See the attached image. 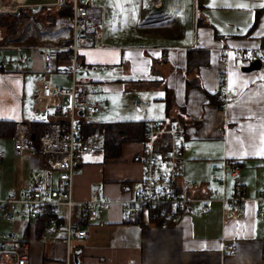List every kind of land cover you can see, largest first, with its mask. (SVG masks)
<instances>
[{"label":"crops","instance_id":"crops-1","mask_svg":"<svg viewBox=\"0 0 264 264\" xmlns=\"http://www.w3.org/2000/svg\"><path fill=\"white\" fill-rule=\"evenodd\" d=\"M124 1L120 8L125 20L116 25L114 37L103 31L106 46L77 53V92L86 98L114 90L135 93L139 100L131 101L141 116L138 120L94 121L86 118L91 115L78 111L80 139L93 136L95 141L75 164L72 223L84 225L79 204L88 202L94 193L98 200L109 203L98 206L96 221L84 225L86 237L73 240L70 264H75L74 256L77 264H264V220L254 219L255 209H264V67L247 70L249 63H225L223 58L225 48L264 49V0ZM53 2L29 4L57 6ZM158 2L160 6L154 8ZM241 4L246 7H239ZM66 19L58 21L70 28ZM16 45L26 49L43 46ZM26 49L25 54L32 61L21 72H15L9 64L0 68V120L24 124L64 120L57 115L55 106L37 100L40 51ZM62 50L68 49L59 51ZM69 59L53 61L51 74L54 70L66 73L64 67ZM95 65L101 66V71L84 72ZM222 72L227 73L228 87L234 90L225 109L216 101L222 88ZM93 74H98V80L90 78ZM90 82H96L99 88L90 89ZM63 97L68 96L58 99L61 107ZM140 99H146L144 110ZM150 101L158 106L156 112L147 111ZM100 103L99 113L104 111V103ZM149 118H157L161 127L178 125L183 133L184 178L194 180L201 188L215 186L210 181L215 173L213 164L223 157L238 160V183L245 198L242 208L223 215L220 205L213 202L206 214L190 211L169 226L147 225L142 220L143 226L127 222L135 213L124 210L120 202L132 198L139 187L143 126ZM82 124L91 126L92 132L86 134ZM13 138L14 133L0 137V198L39 181L61 188L56 173H47L45 156L13 154ZM107 140L121 141L118 156L104 157L101 149ZM233 184L228 177V195ZM13 228L11 233L24 230L27 239L39 240L46 234L54 239L59 235L65 258L61 230L54 234L46 230L41 238H36L27 232L24 222ZM228 243H235L236 251L223 256L220 247ZM30 248L29 243L28 264H43L44 252H40L39 260L32 256Z\"/></svg>","mask_w":264,"mask_h":264},{"label":"built area","instance_id":"built-area-1","mask_svg":"<svg viewBox=\"0 0 264 264\" xmlns=\"http://www.w3.org/2000/svg\"><path fill=\"white\" fill-rule=\"evenodd\" d=\"M69 1L71 44L64 47L71 52L70 61L64 67L71 81L68 91H62L51 81V63L57 59L58 51L63 48L46 45L27 47L28 50L40 51L41 76L37 85V100L46 106H55V111L60 116L63 111L57 101L62 95H67L70 106L67 113H64L66 123L61 124L59 120L51 122L49 128L39 135L37 145L31 142L27 125L16 123L13 138V154L21 156L39 153L45 156L48 170L56 173L62 187L53 188L46 182L39 181L25 188L14 189L5 198H0V223L15 225L24 222L28 233L35 234V220L40 215L46 216L50 213L51 217L54 215L63 218L60 228L50 218L47 231L49 234H54L58 230L64 233L65 264H70V246L73 240L86 237L84 225L96 221L98 206L109 203L106 200H98L97 193H94L88 202L79 204L80 219L84 225L72 223L74 202L71 198V189L76 171L75 164L93 147L95 141L93 136L84 141L80 139L78 111L94 115L101 110L100 102L92 101L77 92L80 84L77 80L76 55L85 49H102L106 43L103 40L102 24L104 7L93 5L89 0L85 4L79 0ZM20 2L15 6V11L24 0ZM60 2L61 0H54L52 5H58ZM3 3L5 0H0V4ZM33 6L29 5L32 9ZM38 6L40 8L42 4ZM153 6L158 8L160 3ZM25 49L16 44L0 45V64H9L15 72H21L32 61L31 56L25 54ZM223 53L225 63L229 60L235 63H251L257 59L260 66L264 67V49L225 48ZM89 71L99 72L101 66L95 65L84 72ZM220 81L222 88L216 96V101L225 109L227 102L234 95V90L228 87L226 72L220 74ZM87 86L92 90L99 88L96 82H90ZM144 129L141 152L142 177L135 195L120 202L124 210L139 214L147 225L169 226L182 214L190 211L206 214L213 202L220 205L223 215L237 212L242 208L245 198L238 183L241 172L238 160L223 157L218 164H213L212 169L215 173L212 174L210 181L215 186L210 189L201 188L194 180L184 178L181 151L183 133L178 125L161 127L158 121L147 120ZM1 157L0 151V159ZM228 177L233 179L234 183L229 195L226 192ZM254 219L264 220V209L256 208ZM24 234V230L18 236L15 232L8 233L0 228V264H28L29 245ZM235 251V243L222 244L220 247L223 256Z\"/></svg>","mask_w":264,"mask_h":264},{"label":"rangeland","instance_id":"rangeland-1","mask_svg":"<svg viewBox=\"0 0 264 264\" xmlns=\"http://www.w3.org/2000/svg\"><path fill=\"white\" fill-rule=\"evenodd\" d=\"M52 1L54 0H26V2H23V4L18 9H23L27 13H30V11L27 8H25L27 7V5H30L29 3H31L32 5L35 2H52ZM89 1L93 5H97V6L102 5L104 7L103 23H102L103 30L108 36L113 38L116 25L118 24V22L120 23V21L123 22L125 20V16H124L125 14L123 13L124 11H121L122 8L120 7L124 5L126 1L124 0H89ZM17 3H21V2L20 1L16 2L13 0L12 3L9 4L6 10L1 9L0 11L13 12V13L16 12L15 14H17L18 9L15 11L16 9L15 6L18 5ZM29 9H31L32 13L39 11L40 12L39 14H43V15L44 14L53 15L55 13V9H51V10H47V9L34 10L32 8H29ZM2 18H5V17H0V20ZM8 18L6 17L5 19L8 20ZM61 18H58L56 20V25L48 29L45 28V25H44L45 22L41 21L42 26H41V29L38 30V35H37V38L38 39L40 38L41 41L36 45L46 44V46H48V44H50L49 46H54V47H59V48L67 47V46H62L61 44H57L58 42H60V40L63 41V40L68 39L69 41V39L71 38V30L70 28L67 27V23H63L61 21L59 23L58 20ZM28 22L29 21H24L23 24L19 26V30H17L15 34H7L5 32V28L0 27V45H4L3 43H5L6 40H10V39H14L18 37V35L21 34L22 28L24 27V25ZM14 44H17V43H12V45ZM89 76L91 79L98 80L97 79L98 74H93ZM51 81L58 87H61L63 90L67 89L66 91H68L70 88V83H71L70 78L68 74L62 71L59 72V71L54 70V72L51 74ZM30 92L33 94V89H31ZM128 95L129 94L117 93V91L115 90L106 92V93L97 92V93H94V95H90L88 99L92 101H98V102L104 103L103 105L104 111L99 114L97 113V115L94 114L93 116L92 115L86 116V118L92 119L94 121H102L105 118H108L112 121L127 120L128 118L138 120V118H140L141 116V113L138 112L136 105L133 103V101H131ZM140 100L143 101L140 105V108L144 110L145 108L143 105L144 103H146V99L145 100L140 99ZM61 103H62L61 104L62 111L64 113H67V110L70 106V100L68 99V97H63ZM157 110H158V106L152 104V102L150 101V106L147 108V111L156 112ZM41 119L45 120V116H42ZM148 120L157 121L158 119L149 118ZM98 143L96 144L97 146H98ZM34 154H39V153H34ZM32 158L36 160L38 159L37 157H32ZM47 173H49L50 175L55 174L54 171H48ZM1 225H2V229L8 233H11L14 229L13 224L1 222ZM18 228H21V225H19ZM58 239H59V235H56V238L53 239L47 236L46 234V236H44L42 239H39V240H36L35 238H32V237L30 239L28 238L27 242H28V245L30 243V247H31L30 249L32 252V256L34 257L36 256V258L40 260V252L41 251L44 252L43 264H64V261H63L64 246L62 245L61 241H58Z\"/></svg>","mask_w":264,"mask_h":264},{"label":"trees","instance_id":"trees-1","mask_svg":"<svg viewBox=\"0 0 264 264\" xmlns=\"http://www.w3.org/2000/svg\"><path fill=\"white\" fill-rule=\"evenodd\" d=\"M27 8L30 13H27L23 9H18V13L15 14L13 12H0V17H9L8 20L5 18H2L0 20V27L5 28V32L7 34H15L17 30H19V26L23 24L24 21H29L24 25L22 28V32L18 37L10 40H6L4 45L6 44H12V43H17V44H26V45H36L38 44L41 40L40 38H37L38 35V30L41 29V21L45 22V28H51L54 25H56V20L58 18H67L69 19L71 16V3L69 0H61V2L57 6H41L39 9H55V13L52 15L50 14H39L40 12L37 11L35 13L31 12L30 7H25ZM31 21V22H30ZM71 40L66 39L63 41L58 42L57 44H61L62 46H68L70 44ZM65 57H70V51L69 50H62L59 51L57 54V59L55 61H58L59 59H63ZM0 68H2V64H0ZM59 117H64L65 114L62 113L60 114ZM61 124L66 123L63 119H59ZM16 122L9 121V120H0V137H11L13 136L14 133V128H15ZM28 128L29 134L33 135V138L31 142L35 145H37L38 142V137L40 134H42L45 130H47L51 124V122H46V121H30L28 123H25ZM145 124V122H144ZM65 125V124H64ZM81 125V124H80ZM82 129L86 134H89L92 132L91 126L88 124H82ZM144 126H143V134L144 135ZM83 140V139H82ZM120 144L121 141L117 140H107L106 143L104 144L103 148L101 149L103 152V155L105 158L109 157H116L119 155V149H120ZM45 168V167H44ZM51 214L48 213L45 215H40L36 220H35V237L36 238H41L43 234L46 233V230L48 228V220L52 218L54 220V223L56 224L57 227H61L63 218L61 216H50ZM54 217V218H53ZM131 219L128 220L127 222L129 223H134L140 226H143L142 222L140 221V215L135 213L132 214Z\"/></svg>","mask_w":264,"mask_h":264},{"label":"water","instance_id":"water-1","mask_svg":"<svg viewBox=\"0 0 264 264\" xmlns=\"http://www.w3.org/2000/svg\"><path fill=\"white\" fill-rule=\"evenodd\" d=\"M79 2L80 3H86L87 2V0H79ZM39 8V6L38 5H34L33 6V9L34 10H37ZM16 13V12H15ZM260 67V63H259V61L257 60V59H255L254 61H252L251 63H249V65H248V69L247 70H252V69H257V68H259ZM129 98L131 99V100H136V99H138V95H136L135 93H132V94H130L129 95ZM139 100V99H138ZM139 102V101H138ZM137 102V103H138ZM133 103H135L134 101H133ZM32 138H33V135L31 134L30 135V139L32 140ZM74 263L75 264H77V257L76 256H74Z\"/></svg>","mask_w":264,"mask_h":264},{"label":"bare ground","instance_id":"bare-ground-1","mask_svg":"<svg viewBox=\"0 0 264 264\" xmlns=\"http://www.w3.org/2000/svg\"><path fill=\"white\" fill-rule=\"evenodd\" d=\"M11 1H13V0H5V3H3V4H0V10L2 9V10H6L7 8H8V6H9V2H11ZM18 1H22V0H18Z\"/></svg>","mask_w":264,"mask_h":264},{"label":"snow or ice","instance_id":"snow-or-ice-1","mask_svg":"<svg viewBox=\"0 0 264 264\" xmlns=\"http://www.w3.org/2000/svg\"><path fill=\"white\" fill-rule=\"evenodd\" d=\"M239 7H246V5H244V4H241V5H239Z\"/></svg>","mask_w":264,"mask_h":264}]
</instances>
